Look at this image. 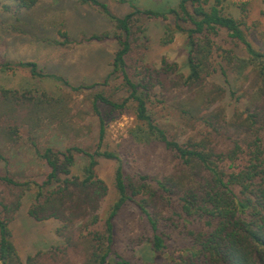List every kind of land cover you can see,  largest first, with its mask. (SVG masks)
<instances>
[{
  "label": "trees",
  "instance_id": "16d2710c",
  "mask_svg": "<svg viewBox=\"0 0 264 264\" xmlns=\"http://www.w3.org/2000/svg\"><path fill=\"white\" fill-rule=\"evenodd\" d=\"M15 1L19 11L30 10L39 0ZM76 1L102 13L114 28L112 33L93 34L80 40L117 43L111 71L103 82L71 86L62 76L45 74L35 62H0V71L26 69L33 78H51L77 94L107 87L110 81L120 79L128 96L117 102L104 90L91 95L90 113L98 123L97 142L91 151L74 143L61 149L58 145L63 143L62 132L54 134L57 141L45 146L37 143V133L46 127H38L39 123H65L64 119H55L63 115L61 109L55 111L58 104L45 94L32 97L0 89V105L9 104L7 113L0 112V140L6 139L15 147L25 139L46 168L41 182H35L33 177L16 179L8 171V157L0 151V161L7 169L0 176V263L20 262L8 225L25 193L35 190L28 216L37 222L59 221L62 227L56 234L65 241L62 247L37 253L36 264H46L42 258L48 256L53 264H109L112 258L115 264H264V51L255 49L246 39L243 23L223 13L220 0L211 5V0H180L176 8L167 12L133 8L122 18L113 16L99 0ZM4 8L7 11L9 6ZM149 19H171V24H167L170 33L186 36L189 74L181 83L180 78L170 77L175 64L162 61L159 70L142 64L145 48H140L137 35L144 32L142 21ZM221 32L242 47L249 62H257L261 80V88L247 96L243 109L238 106L240 96L229 91L235 102L230 117L220 107L212 108L227 91L207 82L219 72L227 83L226 73L234 61L227 58L230 51H223L225 56L220 61L214 59L215 40ZM60 35L62 41L49 42L57 46L71 44L66 33ZM235 69H239V64ZM151 96L156 103L168 104L162 110H170L173 124L179 122L193 134L179 141V135H185L187 128L181 125L177 129H183L177 131L162 126L150 114ZM132 105L139 124V134L133 131L134 137L161 145L176 161L172 171L162 178L127 173L118 154L102 149L108 121ZM36 127L38 130L32 134ZM70 138L73 139L71 135ZM78 158L86 160L82 179L69 176ZM100 160L118 163L114 178L116 199L101 219L98 210L107 187L98 176ZM131 206L138 213L141 226L134 236L126 238L127 244L123 246L132 250L147 242L157 256L153 262L123 257L117 249L120 241L116 221Z\"/></svg>",
  "mask_w": 264,
  "mask_h": 264
},
{
  "label": "rangeland",
  "instance_id": "374dc122",
  "mask_svg": "<svg viewBox=\"0 0 264 264\" xmlns=\"http://www.w3.org/2000/svg\"><path fill=\"white\" fill-rule=\"evenodd\" d=\"M99 1L107 6L108 11L113 16L118 18L124 17L133 11V8L167 12L169 9L176 8L180 2V0ZM220 1L224 14L232 16L244 24L242 29L246 39L252 46L257 50L264 51V0ZM213 3L214 0H211L209 5ZM17 5L15 0H0V62H35L45 74L62 76L71 86L75 87L91 86L106 79L111 71V63L117 50V43L114 40L80 43L82 37L114 31L112 24L102 13L93 10L89 6L81 5L76 0H39L30 10L19 11L16 10ZM5 6H9L7 11L4 8ZM168 23L171 24V19L169 22L161 19L142 21L144 32L142 35H137L139 37L138 44L141 45L140 48H145L142 54V64L153 70H159L162 67V61L170 65L175 64V71L170 77L180 78L179 83H181L189 74L187 39L183 34L170 33ZM135 25L137 26V23ZM165 29L169 30L168 33ZM61 33H66L71 42L70 45L57 46L49 42L50 40L62 41ZM215 41L214 59L218 62L225 56L223 51H230L227 58H234V61L226 73L227 83H225L219 72L207 79V82L218 84L227 91L225 96L216 102L212 108L217 109L220 107V110L224 111V115L230 117L235 102L229 97V91H234L235 96H240L238 106L240 105V109H243L248 103L247 96L254 94L258 88H261L259 69L257 68V62H249L243 49H241L242 47L236 46L225 32H221ZM237 64H239V69L236 71L235 66ZM132 79L135 82L139 81L136 77H132ZM0 89L16 91L19 95L26 93L32 97L45 94L58 104L55 111L58 112L59 108L62 110L63 115L62 118L55 119H64L65 123L60 126L58 122L54 121L52 123L50 120L39 123L38 127L44 125L46 127L37 133L38 138L35 140L37 143L45 146L49 142L51 143L52 140L57 141L58 138L54 134L62 132L64 133L62 134L63 143L58 145L61 149L69 143H74L90 148L91 151L97 142L98 134L97 118L90 113L91 95L96 90H104V93L110 99L117 102L128 96L127 91L121 86L120 79L110 81L107 87H96L77 94L71 92L61 82L51 78H33L26 69H17L14 72L0 71ZM106 90H109V92ZM150 101L153 102L150 107V114L154 115L162 126L177 131L187 128L181 124L183 128L178 130L177 128L181 126L180 123L174 122L173 124L170 121L172 120V116L169 115L170 110H167V113L162 110V107L168 104L163 105L154 102V96H151ZM195 105L197 106V102H195ZM98 109H100V106ZM8 110L9 104L2 103L0 105V112L3 114L7 113ZM38 127L31 131L32 134L38 130ZM138 127L139 124H137L134 117V105L125 108L122 113H115L114 118L107 123L106 137L102 149L118 154L127 173H138L158 179L168 175L176 161L161 145L150 143L151 140L149 142L137 140L133 135V131L138 133ZM185 131L187 132L185 135L182 133L179 135V141H183L189 136L188 128ZM70 135L73 139L70 138ZM24 143L29 146L25 139L19 146ZM11 147L14 146L6 139L0 140V151L6 157L16 152L14 148L13 150H7ZM24 156L22 149L21 152L17 153L14 161L21 158L25 159ZM37 160H33L31 163L13 165L11 170L16 168L21 172L20 174L12 172V175L19 180L33 177L35 182H41L46 173V168L41 160ZM85 164L86 160L84 158H78L75 165L70 169L69 176L82 179V168ZM117 167V162L109 160H100L97 167L98 176L107 187V195L102 200L98 210L100 219L103 217L104 210L108 209L116 199L114 178ZM34 191L25 193L24 200L28 205L33 200ZM24 207L26 206L24 205ZM38 225L40 233L37 234L28 224H23L20 230L18 228L14 229L13 236L19 264H36L34 259L37 253L45 254L54 248L65 245L64 239L56 234V230L62 227L59 221L51 219ZM116 226L120 241L117 249L123 257L134 258V260L142 259L145 262L154 261L157 256L151 252L150 245L147 242L132 250H125L123 246V244H127L126 238L134 236L141 226L138 213L134 211L132 206L122 211L116 221ZM75 234L77 235L78 231L75 230ZM44 236L48 239L45 240ZM28 258L33 261L29 263ZM42 259L46 260V264L54 263L49 256ZM109 264H115V260L112 258Z\"/></svg>",
  "mask_w": 264,
  "mask_h": 264
},
{
  "label": "crops",
  "instance_id": "0c3cea01",
  "mask_svg": "<svg viewBox=\"0 0 264 264\" xmlns=\"http://www.w3.org/2000/svg\"><path fill=\"white\" fill-rule=\"evenodd\" d=\"M23 149V154H25V159L24 158H21V159H18L17 161H14V158L16 157L17 153L18 152H21ZM29 149V151H28ZM7 150H13L12 148H7ZM14 150H16V152H13L11 153V155H8V160H9V167H8V171H11V172H17L20 174L21 171H19L18 169L16 168H12L13 165H19V164H26L28 162H33V160H36L38 159L34 153H33V150L31 148V146H28L27 144H23L22 146H16L14 147ZM21 150V151H20ZM35 157V158H34ZM24 159V160H23ZM13 160V161H12ZM39 160V159H38ZM37 160V161H38ZM7 173V169L5 167V164L3 162L0 161V176H4L5 174ZM39 173V171H38ZM26 177V176H25ZM26 195H24L25 197ZM24 197L21 201V206L19 208V210L15 213L14 215V219L9 223L8 225V228H9V231H10V235H11V242L13 244V246L15 247L16 244L14 243V236H13V232H14V229L18 228L19 230L22 228L23 224H28V226L30 228H32L34 230V232L37 234V233H40V228H39V223L41 222H37L33 219H31L27 212H28V209L30 207V205L32 204V202L28 205L26 203V200H24ZM24 205L26 207H24ZM42 222H46V221H42ZM45 237V240L48 239V237L44 236ZM13 239V241H12ZM16 249V247H15ZM17 251V250H16Z\"/></svg>",
  "mask_w": 264,
  "mask_h": 264
}]
</instances>
